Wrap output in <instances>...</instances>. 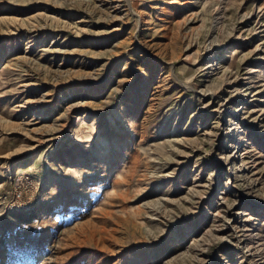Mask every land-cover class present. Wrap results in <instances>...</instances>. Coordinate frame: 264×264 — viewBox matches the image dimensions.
Returning <instances> with one entry per match:
<instances>
[{"label":"rangeland","instance_id":"374dc122","mask_svg":"<svg viewBox=\"0 0 264 264\" xmlns=\"http://www.w3.org/2000/svg\"><path fill=\"white\" fill-rule=\"evenodd\" d=\"M0 264H264V0H0Z\"/></svg>","mask_w":264,"mask_h":264}]
</instances>
